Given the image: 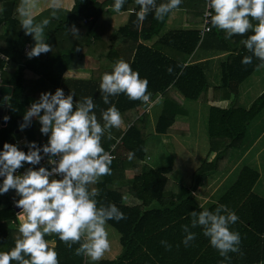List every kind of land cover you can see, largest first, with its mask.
I'll return each mask as SVG.
<instances>
[{
  "label": "trees",
  "instance_id": "1",
  "mask_svg": "<svg viewBox=\"0 0 264 264\" xmlns=\"http://www.w3.org/2000/svg\"><path fill=\"white\" fill-rule=\"evenodd\" d=\"M113 3L114 0H106L102 4L95 0H73V6L67 17L57 24L45 40L27 46L28 52L24 54L23 49L29 42V37L20 23L21 17L18 14L22 0H0V9H2L0 53L7 58L6 62L0 60V80L1 84L12 86L7 124L0 128V150L4 143H9L14 144L18 150L29 152L28 147L20 148L17 142L11 143L10 140L14 138L16 130L21 129L20 126L24 124L27 106L39 102L43 93L54 94L65 71L81 68L86 56L98 60V72L108 69L112 66L110 61L119 43L125 39L136 43L138 39H150L158 35L168 16L167 14L159 21L155 19L154 28L150 32L145 29L144 23L140 31L130 29L129 26L114 30L109 27V22L105 21L108 13L104 12V9L111 7ZM137 10L139 5L135 0H124L121 11ZM150 15L153 16V12ZM89 17H92L90 21ZM98 24L102 26L101 31L97 28ZM199 32L200 30L166 34L153 45L158 51H152L151 48L142 45L137 46L130 67L137 71L140 77L147 78L149 92L162 93L164 99L163 109L155 127V132L158 134H170L174 116L183 113L182 103L175 96L177 93L183 99H199L204 104L208 102V87L205 86L200 69L196 66H185L184 62L197 44L208 34L216 32V29L208 31L202 38ZM93 33L95 37L92 36ZM250 34L251 30L245 34H235L229 39L233 44L232 53L221 65V84L212 88V101L226 100L230 105L209 108L208 154L191 175L189 187L176 184L167 177L172 171L170 166L155 169L144 166L143 143L147 138V116L145 113L140 115V100H129L123 93L117 94L113 104L128 127L120 142L116 144L114 160L110 167L114 170H118L117 165L122 170L142 167V172L134 177L130 188L116 190L109 188L111 181L107 179V175H104L101 182L86 186L89 191L92 188L98 190V195L94 197L98 207H106L111 203L124 213V219L106 221L107 225L120 234L123 248L121 255L112 264L131 263L135 259L136 262L148 263L154 262L155 259L159 264H264V199L251 191L259 179L258 172L253 168L243 167L230 189L216 204L208 208L209 211H214L219 204H223L239 217L229 226L230 230L240 235L238 251L221 256L203 235V226L193 227L191 224L193 220L191 213H199L202 210L192 197L202 177L212 173H222L225 170L232 151L239 150L244 145L248 127L264 112V94L260 95L248 109H242L238 105L237 85L263 64L252 56L248 49L240 46ZM39 42L47 44L49 50L29 56L28 53ZM245 55L252 56L250 64H241V59ZM4 67L5 69L2 70ZM169 67L172 68L171 73L167 71ZM29 75L38 77L35 85L31 84ZM40 127L41 124L26 132L27 145L37 148L42 144L46 133H42ZM104 149L105 151L108 149V144ZM129 152L133 153L131 159L128 157ZM2 180L0 176V182ZM8 192L9 189L4 194H0V251L10 250L14 247L15 241L22 238L18 229L9 226L11 224L19 226V223L8 201ZM125 193L140 200L141 205L132 208L122 206ZM155 201L158 207L148 208ZM185 226L187 231L194 234L201 232L199 240L195 236L188 242V246L181 243L185 235ZM50 236L51 238L45 237V239L50 241L49 247L56 251L58 264L86 263L85 256L76 255L74 251L83 241V237L80 242L68 247L56 234ZM163 237L173 238L167 240L174 245L172 254L156 253L149 256L137 253L140 244L159 247ZM10 264H19V262L11 261Z\"/></svg>",
  "mask_w": 264,
  "mask_h": 264
},
{
  "label": "clouds",
  "instance_id": "2",
  "mask_svg": "<svg viewBox=\"0 0 264 264\" xmlns=\"http://www.w3.org/2000/svg\"><path fill=\"white\" fill-rule=\"evenodd\" d=\"M36 0H31L35 7ZM139 11L135 13L137 23H142L149 11L153 10V18L162 20L172 10L177 9L182 0H164L159 4L156 0H135ZM124 0H114L112 10L119 13ZM208 18L206 30H223L225 38L234 34H251L242 41L252 56L264 63V0H206ZM53 8H59L60 0H51ZM2 11V9H0ZM20 23L26 31L34 32L37 41L42 40L43 29L40 25L33 27V18L27 12V0H22L18 7ZM255 20L256 23L250 22ZM45 19L42 24H47ZM49 50L48 45L39 42L28 53L35 56ZM252 56L245 55L241 64L252 62ZM169 73L172 68L167 69ZM99 89L103 93L104 104L109 103V96L123 93L129 100H140L151 107V93L148 91L147 78L140 77L129 63L117 60L111 71L102 74ZM93 101L83 97V102L73 109L72 96L65 97L57 88L54 94L43 93L39 102L33 103L24 115V119L35 116L41 109L40 131L50 133L48 144L43 147L45 153H60V159L52 172L63 173L62 179L49 180L50 172L44 167L28 170L25 174L14 176L13 172L21 167V162L35 164L40 156L33 149L28 153L18 150L14 144L4 143L0 150V194L10 187L16 189L20 199L16 202L23 209L20 215L18 231L22 238L15 241L14 247L8 251H0V264H58L57 253L49 247L46 235L56 234L58 239L68 247L79 243L74 251L76 255H84L91 261H98L110 248L106 221L124 219V213L115 204L106 207L97 206L98 190L86 187L95 184L104 175L111 174L113 157L106 152L100 141L107 129L119 128L122 118L114 104L100 114L103 124L97 122ZM5 120L8 117H4ZM23 128V125L20 126ZM133 153L129 152L131 159ZM191 224L203 226V235L208 238L211 247L218 250L221 256L228 252L238 251L240 235L230 230L239 217L226 205L219 204L214 211L207 208L192 212ZM195 238V234L187 231L181 240L185 246ZM170 247V246H169ZM22 253L24 255H22ZM27 256L28 258H25Z\"/></svg>",
  "mask_w": 264,
  "mask_h": 264
},
{
  "label": "crops",
  "instance_id": "3",
  "mask_svg": "<svg viewBox=\"0 0 264 264\" xmlns=\"http://www.w3.org/2000/svg\"><path fill=\"white\" fill-rule=\"evenodd\" d=\"M95 1L99 4H102L106 0H95ZM161 2H164V0H156L157 4ZM60 5L61 6L59 8H53L51 6V0H37L35 2V7L33 8V14L31 15V17H33V27H35L36 25H40L43 29L42 40H45L51 34V32L57 26V24L67 17L73 6V0H60ZM204 8H205V3L203 0H182L180 6L177 9L172 10L168 14L165 23L162 26L160 33L158 35H154L150 39H138L136 43L132 40H127V39L119 43V45L116 47L115 54L111 58L110 61L111 64L113 65V63L117 60H124L130 65L133 62L134 55L138 45L151 48L152 51H155L157 50V48L153 47V45L155 44V42L159 41V39L165 36L166 34L169 33L172 34L175 32H184V31H198L202 23V13L204 11ZM137 11H120L119 13H116L112 10L111 7H107L104 9V12L108 13V15H106L105 21L109 22V27L114 30H118L120 28L129 26L130 29H137V31H140L142 23H144L145 29L148 32H150V30L154 28L153 21L155 19L152 18L153 16L150 15L154 11V9L149 11L148 15L144 19V22L142 23H137V18L135 15ZM28 15L30 16V12H28ZM91 18L92 17H89L88 20L90 21ZM45 19L48 21V23L42 24V21H44ZM250 22L253 24L256 23V21L251 20V18H250ZM97 28L99 31H101L102 30L101 24H98ZM26 32L28 33V37H29V42L27 43L26 46H29L30 44L37 42V40L35 39V33H31L30 31H26ZM92 36L95 37L96 36L95 33H93ZM234 36L235 34L232 37ZM231 38L226 39L223 30H216V32L210 33L207 36H205L201 40V42L197 44L194 51L185 58L184 61L185 66H190V67L196 66L197 68L200 69L205 86L208 87V91H207L208 102L207 104H204L201 103L199 99L198 100L183 99L181 95L177 93V95L175 96L182 103L181 110L183 111V113H177L174 116L170 127V130H172L170 134H158L155 132L156 123L161 114L164 104L162 93L150 92L151 100L149 101V103L150 104L152 103L151 107H147L145 104L141 102L140 115L145 113V115L147 116V125H146L147 139L143 143V148H144L143 164L146 168L155 169L148 163L152 160V157L150 155V153L152 154V152L148 151V149L152 150L155 147H157L158 150L160 149L163 151L161 156L168 155V152L173 147V145L178 147V144L180 142L191 141L193 135L192 130L195 129V132L201 130L204 133L205 122H206V136H207V118L209 114V108L211 106L228 107L230 105L229 101L226 100L220 102H213L212 88L220 86L221 84V74H222L221 65L225 63L227 56L230 53H232L231 47H233V44L229 42V39ZM240 46H244L243 43L240 44ZM111 67L103 70L102 72H98V68H99L98 60L94 59L91 56H86L83 60V64L81 68L70 69L65 71V73L62 76L61 82L58 86V88L62 90V93L65 97L69 95L72 96L73 109H75L77 105L83 102V97H90L94 104V108L92 109V112L95 113L97 117V122L101 124H103V121L100 119L101 112L106 110L109 106H111L115 102V99L117 97V95L109 96L110 104H104L102 99L103 93L100 91L98 86L102 74L111 71ZM28 79L31 80L32 85H35L38 82L37 76L29 75ZM236 91L238 98L241 99L242 103L248 106V108L260 95L264 94V63L259 67H257L256 70H254L245 80H243L240 84H238ZM30 107L31 105H28L27 110ZM240 108L248 109L243 107ZM40 114L41 115L44 114L43 109H41L40 113H38L37 115L29 117L28 122L23 124V128L16 130V132H21V137L20 140H18L19 142L16 140L15 142H17L18 144L21 142L27 143L26 132L35 126L40 125V121L38 118ZM260 119H261L260 117L259 118L257 117V120L255 119L257 121L254 124L255 128L257 127V125H260L261 127L263 126V124L260 123ZM127 127L128 125H125L122 119V124L119 128H112L105 130V132L101 136V141H100L102 147L105 148V145L107 144L109 147L112 144L119 142ZM179 134H183V135H179ZM49 135L50 133H46L45 138H43L42 142L48 139ZM263 135H264V130L262 129L261 133L257 136L258 139L257 140L254 139L255 141L251 149L252 148L255 149L257 147L256 143H258V141L261 139V137H263ZM188 138H190V140H188ZM177 153L172 155L171 164L168 165L171 167L172 171L170 174L167 175V177L176 184L189 187L191 185V175L201 165V163L207 156L208 151L200 152L198 148L197 149L194 148L191 151V153L186 156V158L182 157L180 152ZM156 168H160V167H156ZM117 169L118 170L111 169V174L107 175V179H110L111 181L109 184V188H112L113 190L119 188H130L133 185L134 177L138 176L142 172L143 168L139 167L136 169L122 170V168H120L119 165H117ZM230 171L232 172L229 173L232 174L235 172V169ZM258 174H259V179L255 183L251 191L253 194L264 199V196H260L256 193V188L260 184V181L262 179L261 173L259 172ZM217 175L218 173H212L203 176L198 188L196 189L195 192L192 193V197L194 199L195 204L202 210L205 208L208 209L212 205L216 204L221 197L220 192L223 188V185L227 182V180L226 178H224V181L219 182L220 177ZM103 179L104 176H102L97 183L101 182ZM207 194L209 196V199L205 198ZM215 194L217 195V198L215 199V201L211 200ZM121 205L124 207L132 208L141 205V201L134 198L131 194L125 193L123 195ZM155 207H158V203L156 201L148 206V208H155ZM106 231L108 232V238H110L109 239L110 248L104 253V255L101 257L100 260L94 262L95 264H112V262L118 259V257L121 255L123 251L120 242V234L116 230L115 232H111L109 230ZM195 236H197L199 240V238L201 237V232L198 231V234H195ZM151 237L153 238V235ZM171 239L173 238L163 237L159 247L157 245L150 246V244L149 245L144 244L143 246H141L140 244V249L137 251V253L139 255H149V256L154 255L156 253L172 254L173 253L172 247L174 245L167 241ZM175 239L177 240L178 238ZM51 243L54 244V242ZM158 248H160L161 250L158 251L159 250ZM203 249H205V247H203ZM85 259H86L85 264H87L88 257L85 256ZM153 261L154 262L152 263L136 262L135 259L131 263L124 262V264H159L158 261H156L155 259H153Z\"/></svg>",
  "mask_w": 264,
  "mask_h": 264
},
{
  "label": "rangeland",
  "instance_id": "4",
  "mask_svg": "<svg viewBox=\"0 0 264 264\" xmlns=\"http://www.w3.org/2000/svg\"><path fill=\"white\" fill-rule=\"evenodd\" d=\"M27 3H28L27 12H30V16H31L33 14V8L34 7L31 6V0H27ZM5 30L6 29H4V31ZM31 33H34V32H31ZM238 105H239V107L248 108V106L243 104L242 100L239 98H238ZM194 114H195V112H194ZM259 117L261 118L260 123L263 124V126L261 127L260 125H257L256 128L254 127L255 122H257L256 121L257 118H256V120H254V122H252V124L247 129L246 138L244 140V145L242 147L243 149L242 148H241L242 150L239 149L240 151L233 150L230 157H229L228 164H227L225 170L222 172L223 175H222V173H218V175H217L220 177L219 182L224 181V178H226V180H227V182L223 185V188L220 192L221 196H223V193H225V191L229 190L230 187L235 183L240 170L245 166L251 167L255 171H257L258 173L259 172L261 173L262 179L260 181V184L256 188V193L260 196H264V135H263V137H261V139L258 141V143H256L257 147L255 149L254 148L251 149L254 141L258 139L257 136L261 133L262 129L264 130V112H262L258 116V118ZM26 122H28V120L24 121V123H26ZM192 132H193V135H192L191 141L180 142L178 144V147L173 145V147L171 149L169 148L170 151L168 152V155L161 156L163 151L160 149L158 150L157 147H155L152 150L148 149V151L152 152V154L150 153L152 160L148 163L154 168L163 167V166H168L171 164L172 155L176 154L177 152H180L181 156L184 158H186V156L189 155L194 148H196V149L198 148L200 150V152H202V151L207 152L209 147H208V137L206 136V122L204 124V133L201 130L195 132V129L192 130ZM20 137H21V132H16V134L14 136V140L18 141V140H20ZM188 140H190V138H188ZM175 148H176V150H175ZM259 148H260V150H259ZM234 169H235V172L230 174L232 172L230 170H234ZM17 198L18 199L21 198L18 193H17ZM205 198L209 199L208 194ZM216 198H217V195L215 194L211 200L215 201ZM9 226L12 228L18 229L17 225L11 224ZM105 229L109 230L111 232H115V230H113L111 227L107 226L106 224H105ZM50 235H52V234L46 235L45 237L51 238ZM108 239H110V238H108ZM49 243H50V241H49ZM94 262L90 261V259L88 258L87 264H91Z\"/></svg>",
  "mask_w": 264,
  "mask_h": 264
},
{
  "label": "built area",
  "instance_id": "5",
  "mask_svg": "<svg viewBox=\"0 0 264 264\" xmlns=\"http://www.w3.org/2000/svg\"><path fill=\"white\" fill-rule=\"evenodd\" d=\"M203 1L205 3V8H204V11L202 13V23H201V26L199 28V30H200V32H199L200 38H202L208 32V30H206V26L208 25V18L205 16V12L208 11L209 9L207 8L206 0H203ZM23 52H24V54H26L28 52V47L27 46L24 47ZM0 60L6 62L7 58L3 54L0 53ZM4 69H5V67L2 70H4ZM119 142H116V143L112 144L106 150V152H109L110 155L113 157L112 160H114V150L116 148V144L119 143ZM47 144H48V139L44 140L42 142V144L40 146H38L37 148H33L32 146H29V145L26 144L25 147H28L29 151H31L33 149L37 150L38 155L40 156V159L35 164H31L29 162L22 161L21 162L22 163L21 168H18L16 170H14L13 175L14 176L23 175L30 169L31 170H36V169H38L40 167H44L46 170H48L51 173L50 176H49V180L62 179L63 175H64L63 173H58V172H52L51 171L52 169H54L56 167V165H57V163H58V161L60 159L61 154L60 153H56V154L45 153L43 151V147L46 146ZM0 176L3 178L2 175H0ZM13 193L17 194L18 192L16 191V189L12 188V190L9 191L8 195H7L8 201L11 203L12 209L17 204L16 202L19 200L17 198V195L14 196V197L12 196ZM13 211H14V209H13ZM22 211H23V209H22ZM14 214H15L16 218L18 219V214H19L18 211L17 212L14 211Z\"/></svg>",
  "mask_w": 264,
  "mask_h": 264
},
{
  "label": "water",
  "instance_id": "6",
  "mask_svg": "<svg viewBox=\"0 0 264 264\" xmlns=\"http://www.w3.org/2000/svg\"><path fill=\"white\" fill-rule=\"evenodd\" d=\"M12 94V86L9 85H3L0 81V128L5 127L7 124V120L4 119V117H7V110L9 105V98ZM11 143H14L15 140L12 138L10 140ZM26 142L19 143L20 148H24L26 146ZM12 188H9V191H11ZM14 211H18V223L20 224V215L23 213L21 210V207H19L17 204L14 206ZM19 209V210H18ZM21 210V211H20Z\"/></svg>",
  "mask_w": 264,
  "mask_h": 264
},
{
  "label": "bare ground",
  "instance_id": "7",
  "mask_svg": "<svg viewBox=\"0 0 264 264\" xmlns=\"http://www.w3.org/2000/svg\"><path fill=\"white\" fill-rule=\"evenodd\" d=\"M16 195H17L16 193H13V194H12L13 197L16 196ZM18 210H19V209H18ZM21 210H22V209H21ZM21 210H20V211H21Z\"/></svg>",
  "mask_w": 264,
  "mask_h": 264
}]
</instances>
